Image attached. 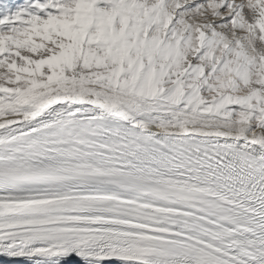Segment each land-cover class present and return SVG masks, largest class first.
Returning <instances> with one entry per match:
<instances>
[{
	"label": "snow or ice",
	"instance_id": "snow-or-ice-1",
	"mask_svg": "<svg viewBox=\"0 0 264 264\" xmlns=\"http://www.w3.org/2000/svg\"><path fill=\"white\" fill-rule=\"evenodd\" d=\"M0 264H264V0H0Z\"/></svg>",
	"mask_w": 264,
	"mask_h": 264
}]
</instances>
